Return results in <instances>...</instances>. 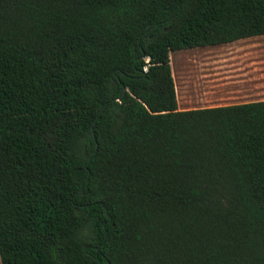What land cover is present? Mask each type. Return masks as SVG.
Listing matches in <instances>:
<instances>
[{
    "label": "trees",
    "instance_id": "1",
    "mask_svg": "<svg viewBox=\"0 0 264 264\" xmlns=\"http://www.w3.org/2000/svg\"><path fill=\"white\" fill-rule=\"evenodd\" d=\"M259 36L264 0H0V264H264V100L179 111L169 66Z\"/></svg>",
    "mask_w": 264,
    "mask_h": 264
},
{
    "label": "rangeland",
    "instance_id": "2",
    "mask_svg": "<svg viewBox=\"0 0 264 264\" xmlns=\"http://www.w3.org/2000/svg\"><path fill=\"white\" fill-rule=\"evenodd\" d=\"M182 61L192 63L187 75L204 74L195 84L200 85L202 101L207 106H212L209 98L213 96L227 98L228 103L242 102L241 99L249 94L255 99H264V36L212 49H186L169 54V66L173 71ZM198 66L201 68L197 70ZM191 79L188 81L193 84Z\"/></svg>",
    "mask_w": 264,
    "mask_h": 264
},
{
    "label": "crops",
    "instance_id": "3",
    "mask_svg": "<svg viewBox=\"0 0 264 264\" xmlns=\"http://www.w3.org/2000/svg\"><path fill=\"white\" fill-rule=\"evenodd\" d=\"M240 41V40H239ZM236 42V41H235ZM234 43V42H232ZM230 44V43H228ZM226 45V44H223ZM222 45L218 46H207V47H198L201 49H212L216 47H220ZM195 49V48H193ZM197 49V48H196ZM192 68V63H188V61H182L181 65L177 67V71L181 74V79L178 80V77L174 74L173 70L171 71V76L174 84V92H175V99H176V108L179 111L183 110H191V109H198V108H207V107H216V106H227V105H233V104H241V103H248V102H256V101H262L264 99H255L253 94L245 95L241 100L242 102H236V103H228L230 101L227 98H218L213 96L212 98H209V102L212 103V106H207L206 102L202 101V96L200 94V85L195 84L197 81H199V78H202L204 76L203 73H197L194 72L192 75H187L188 69ZM201 66L196 67V69H200ZM206 70V69H204ZM214 74V73H213ZM213 74H208L212 76ZM192 77L191 80H194L193 84H190L189 78ZM187 80V81H186ZM210 81H214L210 80Z\"/></svg>",
    "mask_w": 264,
    "mask_h": 264
}]
</instances>
